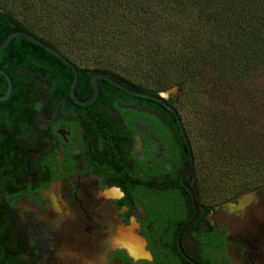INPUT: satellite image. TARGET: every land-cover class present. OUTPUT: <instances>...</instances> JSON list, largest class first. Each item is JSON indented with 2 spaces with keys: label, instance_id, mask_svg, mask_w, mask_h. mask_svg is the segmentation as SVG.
I'll list each match as a JSON object with an SVG mask.
<instances>
[{
  "label": "flooded vegetation",
  "instance_id": "1",
  "mask_svg": "<svg viewBox=\"0 0 264 264\" xmlns=\"http://www.w3.org/2000/svg\"><path fill=\"white\" fill-rule=\"evenodd\" d=\"M21 60L0 61L24 94L0 105V264H264V183L204 201L168 106L103 76L76 100Z\"/></svg>",
  "mask_w": 264,
  "mask_h": 264
},
{
  "label": "trees",
  "instance_id": "2",
  "mask_svg": "<svg viewBox=\"0 0 264 264\" xmlns=\"http://www.w3.org/2000/svg\"><path fill=\"white\" fill-rule=\"evenodd\" d=\"M18 29L73 61L80 91L92 94L89 71L155 94L179 87L202 192L211 189L209 178L228 186L220 198L264 183V0H0V44ZM36 56L48 60L45 75L68 94L72 69L25 36L0 61ZM6 91L0 74V94ZM23 97L17 87L12 98Z\"/></svg>",
  "mask_w": 264,
  "mask_h": 264
},
{
  "label": "water",
  "instance_id": "3",
  "mask_svg": "<svg viewBox=\"0 0 264 264\" xmlns=\"http://www.w3.org/2000/svg\"><path fill=\"white\" fill-rule=\"evenodd\" d=\"M18 35L25 36V37L33 40L34 42L38 43L42 47L46 48L47 50L51 51L52 53L56 54L59 58H61L65 63H67L73 69L74 78H73V83L71 85V93H72L73 98L76 99L75 90H76V86H77V83H78V80H79L78 67L76 66V64L73 61H71L68 58H66L61 51H59L55 47L49 45L48 43H46L41 38L35 36L32 33L27 32V31H25L23 29L15 30L7 37V39L3 43L0 44V52L3 49H5L11 43V41ZM0 74L5 77V79L7 80V85H8L6 93L4 95L0 94V101H4V100H7L12 94V91H13V80H12V77L10 76V74L7 71H5L3 68H1V67H0ZM99 76H103L104 78L110 80L112 83L116 84L117 86L122 87V88H124V89H126V90H128L130 92H133L135 94H140V95H143V96L158 100L161 103H163L166 106H168L175 113V115L177 116V119H178V121L180 123L181 131H182L183 137H184V139L186 141V144H187V147H188V151H189V155H190V171L193 170L194 161H195L194 160L193 147H192L190 138H189V136L187 134V131L185 129V126H184V123H183V119L181 117V114H180L179 110L177 109L176 106L169 104L168 101H167V96L168 95H164V92H160L159 94H154V93H151V92H148V91L134 90V89L130 88L129 86H127V85L115 80L113 77H111L109 75L94 74L91 77V83H92V85H93V87L95 89V95L90 101H93L96 98V96L98 95V91H99L98 77ZM177 90H178V87H176L173 90L169 91V93H175V92L177 93ZM90 101H88V102H90ZM188 187L191 190V194L193 196V201H194V204H195V208H196V211L198 212V203H197L195 192L189 185H188Z\"/></svg>",
  "mask_w": 264,
  "mask_h": 264
},
{
  "label": "rangeland",
  "instance_id": "4",
  "mask_svg": "<svg viewBox=\"0 0 264 264\" xmlns=\"http://www.w3.org/2000/svg\"><path fill=\"white\" fill-rule=\"evenodd\" d=\"M78 53L79 54H85V52H82L81 50H79L78 51ZM125 61L124 60H122V63H124ZM177 87V86H176ZM176 87H172V88H170V89H168V90H164V91H162V92H164V95H169L170 93H169V91H171V90H173L174 88H176ZM180 89H179V87H178V90H177V93L176 94H179L180 95V91H179ZM188 103L191 105V103H192V101L191 100H189L188 101ZM193 105H194V102H193ZM191 107V106H190ZM193 110V109H192ZM195 112L193 113V116H194V119H196V123L198 122L197 121V118H196V116L199 118V114H196V116H195ZM199 137H201V136H198L197 138H199ZM202 138V137H201ZM210 176H212V174H210ZM210 180H214L213 178H209V179H207V186L209 185V188H211L210 190H204L203 191V198H204V201H216V200H218V199H220V197H221V195H222V193H224V191H225V189L228 187L227 185H225V186H218L219 184H217V186L215 187V184L214 183H212ZM223 181H226V180H223ZM213 184H214V186H213ZM225 184H226V182H225ZM242 198H240V200H241Z\"/></svg>",
  "mask_w": 264,
  "mask_h": 264
}]
</instances>
